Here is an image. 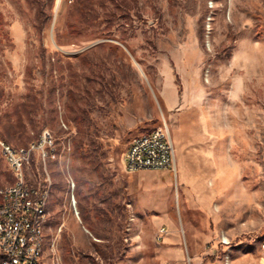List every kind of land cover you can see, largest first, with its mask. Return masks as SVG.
<instances>
[{
    "label": "rangeland",
    "instance_id": "1",
    "mask_svg": "<svg viewBox=\"0 0 264 264\" xmlns=\"http://www.w3.org/2000/svg\"><path fill=\"white\" fill-rule=\"evenodd\" d=\"M73 1L40 32L23 0H0V109L37 95L31 137L0 139L49 129L56 146L27 169L51 188L43 264H259L264 0H93L72 33ZM155 127L171 166L128 172L130 140ZM14 179L0 152V188Z\"/></svg>",
    "mask_w": 264,
    "mask_h": 264
},
{
    "label": "built area",
    "instance_id": "2",
    "mask_svg": "<svg viewBox=\"0 0 264 264\" xmlns=\"http://www.w3.org/2000/svg\"><path fill=\"white\" fill-rule=\"evenodd\" d=\"M0 152L14 173V181L0 188V254L10 253V260L0 264H41L36 259L35 240L38 227H31V218H36V205L43 185L34 184L28 178V165L35 153L45 161L56 155L52 132L44 129L32 141L31 148L12 146L0 139ZM173 160V145L168 130L155 127L132 137L125 153L128 172L142 169H167ZM45 180H49V177ZM74 187V182L72 183ZM48 221V215L45 217ZM165 226L161 232H165ZM224 239V238H223ZM229 243V242H225ZM259 264H264V243L260 244Z\"/></svg>",
    "mask_w": 264,
    "mask_h": 264
},
{
    "label": "trees",
    "instance_id": "3",
    "mask_svg": "<svg viewBox=\"0 0 264 264\" xmlns=\"http://www.w3.org/2000/svg\"><path fill=\"white\" fill-rule=\"evenodd\" d=\"M34 12L35 26L40 32L49 24L53 14V8L56 0H23ZM98 6H104L106 0H96ZM130 2L132 0H121V4L127 3L126 8H130ZM126 5V4H125ZM121 11L123 9H120ZM119 10V11H120ZM120 11V12H121ZM98 10L93 4V0H74L71 4L70 18L68 21V28L73 33L77 30L78 24H90L96 21ZM74 19V20H73ZM1 26V19H0ZM43 48V49H42ZM41 58L44 59V45L40 47ZM28 75H30V67H28ZM69 98L72 99V103H75L74 93H69ZM37 95L34 92L32 85L28 86L25 99L19 102L13 110L2 112L0 109V135L5 137L9 141L16 142L17 144H23L28 140L31 135H27L25 132L24 115L31 121V113L36 108ZM76 111V110H75ZM86 110H82V118H88ZM82 141L77 140L75 143V154L82 156ZM80 183V180H78ZM48 209V205H47ZM84 218L88 219V214L85 209H82ZM47 225V223H46Z\"/></svg>",
    "mask_w": 264,
    "mask_h": 264
},
{
    "label": "bare ground",
    "instance_id": "4",
    "mask_svg": "<svg viewBox=\"0 0 264 264\" xmlns=\"http://www.w3.org/2000/svg\"><path fill=\"white\" fill-rule=\"evenodd\" d=\"M12 146L14 145L12 144ZM31 147H32V142L29 145L24 146V148H31ZM50 192H51L50 185H45L44 188L42 189V193H40V197L36 205V218H31V227H38V235L35 240V247L37 248L36 259L41 261V264H43V252L45 246V228L47 223L45 217H47L48 214L47 205L50 198ZM228 242H230V240ZM9 260H10V253L0 254V263Z\"/></svg>",
    "mask_w": 264,
    "mask_h": 264
},
{
    "label": "crops",
    "instance_id": "5",
    "mask_svg": "<svg viewBox=\"0 0 264 264\" xmlns=\"http://www.w3.org/2000/svg\"><path fill=\"white\" fill-rule=\"evenodd\" d=\"M180 131H181V129H178V130H177V139H178V140H180V138H181V137H180V134H181ZM185 155H186V154H184V159L187 161V164H188V158L186 159ZM186 161H184V162H186ZM258 262H259V261H258ZM206 264H208V263H206ZM212 264H213V263H212ZM215 264H216V263H215Z\"/></svg>",
    "mask_w": 264,
    "mask_h": 264
}]
</instances>
